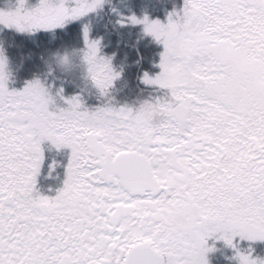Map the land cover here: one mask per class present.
I'll list each match as a JSON object with an SVG mask.
<instances>
[{
    "label": "snow or ice",
    "instance_id": "snow-or-ice-1",
    "mask_svg": "<svg viewBox=\"0 0 264 264\" xmlns=\"http://www.w3.org/2000/svg\"><path fill=\"white\" fill-rule=\"evenodd\" d=\"M104 2L16 0L0 25L51 30ZM125 22L163 45L143 83L166 91L136 108L90 109L38 78L9 90L0 48V264H209V239L264 264L234 244L264 241V0H182L164 23ZM82 39L106 97L119 73L86 25ZM45 142L68 150L62 180Z\"/></svg>",
    "mask_w": 264,
    "mask_h": 264
},
{
    "label": "trees",
    "instance_id": "trees-1",
    "mask_svg": "<svg viewBox=\"0 0 264 264\" xmlns=\"http://www.w3.org/2000/svg\"><path fill=\"white\" fill-rule=\"evenodd\" d=\"M12 1L0 0V10H6L7 3L11 5L14 2ZM26 1L33 5L38 3V0ZM181 6L182 0H105L97 11L88 15L86 24L89 37L99 41V55L110 58L114 71L119 73L106 97H99L94 88H84L78 74L49 71L46 64L49 54L56 50L64 47H83V22H71L63 27L41 29L33 33H20L0 25V48L4 50L10 72L7 87L9 90H20L26 81L38 78L46 87L50 86L53 94L56 89L62 88L64 97L79 95L84 105L90 109L105 102H110L116 107H132L143 98V90L150 89L142 82L144 75L152 77L160 70L158 65L161 46L143 32V25L126 22L121 24L118 21L132 15L137 18L147 16L149 20H163L174 7L179 9ZM42 147L46 164L56 160L61 165L56 171L60 173L62 180V165L67 162L68 150L57 151L47 142ZM38 183L42 189L49 185L59 186V181L43 178H40ZM234 244L243 252L250 249L254 258H264V241H238V238H235ZM214 248L215 250L207 256L211 264H236L232 259L235 249L224 244Z\"/></svg>",
    "mask_w": 264,
    "mask_h": 264
},
{
    "label": "clouds",
    "instance_id": "clouds-1",
    "mask_svg": "<svg viewBox=\"0 0 264 264\" xmlns=\"http://www.w3.org/2000/svg\"><path fill=\"white\" fill-rule=\"evenodd\" d=\"M49 71L58 70L64 74H78L81 84L84 88H94L91 80V64L85 60V49L83 47H64L49 54L46 60ZM5 72H9L8 60ZM96 90V89H95Z\"/></svg>",
    "mask_w": 264,
    "mask_h": 264
},
{
    "label": "rangeland",
    "instance_id": "rangeland-1",
    "mask_svg": "<svg viewBox=\"0 0 264 264\" xmlns=\"http://www.w3.org/2000/svg\"><path fill=\"white\" fill-rule=\"evenodd\" d=\"M14 1V2H13ZM12 2H13V4H11V5H9V3H7V5H6V10H8V9H11V8H14L15 7V4H16V0H13ZM26 7H31V6H34L33 5V3L31 4L30 2H28V1H26V5H25ZM98 10V9H97ZM96 10V11H97ZM93 12H95V11H93ZM93 12H90V13H88V14H86L85 16H83V17H80L79 19H77V20H73V21H70V22H67L66 24H68V23H71V22H83V27L86 25L87 27H88V25L86 24L87 23V18H88V15L89 14H92ZM151 21V20H150ZM162 23H164V22H166V18L165 19H163V20H160ZM65 24V25H66ZM59 28V27H58ZM88 37H89V35H88ZM152 37V36H151ZM153 38V37H152ZM89 39L90 40H93V39H91L90 37H89ZM157 42V41H156ZM158 43V42H157ZM160 46H161V53H162V51H163V45L162 44H160V43H158ZM159 72H160V70H159ZM158 72V73H159ZM157 73V74H158ZM156 74V75H157ZM152 77H154V76H152ZM142 82H143V79H142ZM145 86H147V87H150V89H144L143 90V95H142V99L140 100V102L139 103H137V104H134V106H132L133 108H136V107H138L139 106V104L141 103V102H143V101H145V100H150V99H154V98H156V97H158V96H162L164 93H165V91L166 90H162V89H158L155 85H146L145 83H143ZM158 93H160V94H158ZM57 103L58 104H61L62 105V102L61 103H59L58 101H57ZM94 108V107H93ZM238 238V237H237ZM240 240V238H238V241ZM209 245H212V246H217V245H221V244H224L222 241H213V240H211L210 239V241H209V243H208ZM245 252V251H244ZM208 256V255H207ZM207 259H208V257H207ZM208 262H209V264H211L210 263V260L208 259Z\"/></svg>",
    "mask_w": 264,
    "mask_h": 264
},
{
    "label": "flooded vegetation",
    "instance_id": "flooded-vegetation-1",
    "mask_svg": "<svg viewBox=\"0 0 264 264\" xmlns=\"http://www.w3.org/2000/svg\"><path fill=\"white\" fill-rule=\"evenodd\" d=\"M209 241H210V239H209ZM209 241H208V243H209ZM207 255H209V253Z\"/></svg>",
    "mask_w": 264,
    "mask_h": 264
}]
</instances>
